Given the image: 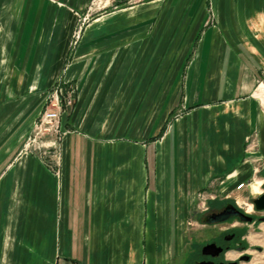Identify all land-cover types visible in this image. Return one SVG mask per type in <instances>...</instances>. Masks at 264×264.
Here are the masks:
<instances>
[{
	"label": "crops",
	"instance_id": "obj_1",
	"mask_svg": "<svg viewBox=\"0 0 264 264\" xmlns=\"http://www.w3.org/2000/svg\"><path fill=\"white\" fill-rule=\"evenodd\" d=\"M91 3L0 0V264H170L263 165L264 0Z\"/></svg>",
	"mask_w": 264,
	"mask_h": 264
},
{
	"label": "rangeland",
	"instance_id": "obj_2",
	"mask_svg": "<svg viewBox=\"0 0 264 264\" xmlns=\"http://www.w3.org/2000/svg\"><path fill=\"white\" fill-rule=\"evenodd\" d=\"M114 1L92 0L88 11L89 15L81 16L78 21L84 23L89 17L111 8V3L115 4ZM105 2L107 4L104 5ZM79 26L74 33L75 37L78 36ZM263 90L264 83H261L257 94L264 103ZM47 133L49 132H44L40 136L35 137V142H31L30 145L32 146V143H34V147L38 149L36 141L39 143L43 142V136ZM39 145L41 149H47L46 144ZM255 180L256 182H252L249 187L245 183L243 187H240L239 192L234 190L227 192V194L225 192L220 195L207 196L201 194L198 201L199 214L194 228H190L185 235V244L180 256L170 264H217L219 261L235 262V264H264V209H256L253 204V198L264 191V162L260 166ZM226 202H231L241 211L252 215V219L245 221L238 216H231L223 221L205 222L204 215L220 210ZM228 233L235 234L232 238L226 240L224 236ZM209 241L222 243L223 249L218 256L210 257L203 254L202 247ZM206 259H211L212 261Z\"/></svg>",
	"mask_w": 264,
	"mask_h": 264
},
{
	"label": "built area",
	"instance_id": "obj_3",
	"mask_svg": "<svg viewBox=\"0 0 264 264\" xmlns=\"http://www.w3.org/2000/svg\"><path fill=\"white\" fill-rule=\"evenodd\" d=\"M63 94V87L59 83L54 86L53 89L49 91L45 98V104L41 112L39 113L34 134L31 139L40 136L44 132H52L59 134L61 131V104L60 97ZM245 185L244 181H240L237 187H243ZM56 264H68V263H56Z\"/></svg>",
	"mask_w": 264,
	"mask_h": 264
},
{
	"label": "water",
	"instance_id": "obj_4",
	"mask_svg": "<svg viewBox=\"0 0 264 264\" xmlns=\"http://www.w3.org/2000/svg\"><path fill=\"white\" fill-rule=\"evenodd\" d=\"M264 186V184H263ZM253 204L256 209H264V191H262L258 196L253 198ZM231 216H238L241 220L249 221L252 219V215L241 211L231 202H226L223 208L218 211H213L208 213L204 219L205 222L212 223L226 220ZM221 247L216 245L214 242H208L203 245L202 252L209 253L211 255H217ZM217 264H235V262H218Z\"/></svg>",
	"mask_w": 264,
	"mask_h": 264
},
{
	"label": "flooded vegetation",
	"instance_id": "obj_5",
	"mask_svg": "<svg viewBox=\"0 0 264 264\" xmlns=\"http://www.w3.org/2000/svg\"><path fill=\"white\" fill-rule=\"evenodd\" d=\"M207 215V214H206ZM206 215H204V216H206ZM237 217V216H236ZM234 234L235 233H228V234H226L225 236H224V238L227 240V239H230V238H232L233 236H234ZM209 242H211V241H209ZM214 243L216 244V245H218V246H220L221 247V250L219 251V253L217 254V255H211V254H208V253H203L204 255H206V256H210V257H216V256H218L220 253H221V251H222V249H223V245H222V243H218V242H216V241H214ZM206 260H210V261H212L211 259H206ZM215 262V261H214ZM213 262V263H214ZM220 262V261H219ZM224 262V261H223Z\"/></svg>",
	"mask_w": 264,
	"mask_h": 264
},
{
	"label": "bare ground",
	"instance_id": "obj_6",
	"mask_svg": "<svg viewBox=\"0 0 264 264\" xmlns=\"http://www.w3.org/2000/svg\"><path fill=\"white\" fill-rule=\"evenodd\" d=\"M263 92H264V90H263Z\"/></svg>",
	"mask_w": 264,
	"mask_h": 264
}]
</instances>
